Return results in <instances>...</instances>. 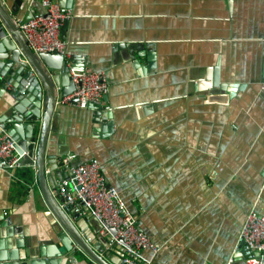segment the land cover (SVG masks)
<instances>
[{
	"label": "crops",
	"instance_id": "crops-1",
	"mask_svg": "<svg viewBox=\"0 0 264 264\" xmlns=\"http://www.w3.org/2000/svg\"><path fill=\"white\" fill-rule=\"evenodd\" d=\"M59 1L73 11L61 29L71 62L104 71L109 91L100 108L58 105L47 172L66 177L69 152L76 163L98 159L161 248L144 251L149 264H248L242 227L251 209L264 212V0ZM21 2L28 20L31 0ZM11 89L0 85V119ZM37 178L32 166H0V264H88L67 249ZM77 223L121 263L96 217Z\"/></svg>",
	"mask_w": 264,
	"mask_h": 264
},
{
	"label": "built area",
	"instance_id": "built-area-1",
	"mask_svg": "<svg viewBox=\"0 0 264 264\" xmlns=\"http://www.w3.org/2000/svg\"><path fill=\"white\" fill-rule=\"evenodd\" d=\"M39 1L46 13H34L33 2ZM33 15L18 22L28 45L36 52H61L69 62V74L74 83L71 94L58 100L60 104H73L81 108L88 103H100L109 91V82L104 71L88 66L72 64L61 37L62 26L73 17L71 8L59 0H31ZM36 14V15H34ZM0 73V85L3 84ZM5 86H12L10 82ZM77 98V102L73 100ZM22 154L16 150V140L0 128V163L5 170L22 167ZM72 152L61 156L67 174L57 185L56 194L62 198L61 208L79 216L91 214L101 223V234L110 238L111 246H119L123 255L120 264H149L144 251L151 249L156 254L161 248L154 244L138 225L137 216L131 211L120 191L107 182L98 159L75 162ZM114 229V232L112 231ZM240 244L251 250L248 264H264V212L255 208L248 212L240 234ZM75 262L76 258H71Z\"/></svg>",
	"mask_w": 264,
	"mask_h": 264
},
{
	"label": "water",
	"instance_id": "water-1",
	"mask_svg": "<svg viewBox=\"0 0 264 264\" xmlns=\"http://www.w3.org/2000/svg\"><path fill=\"white\" fill-rule=\"evenodd\" d=\"M21 7V0H0V73L6 76V79L3 78V85L10 82L13 86L10 91L13 96H10V112L0 119V127L16 140V150L23 155L22 165L35 169L38 176L37 187L62 227L60 235L67 249L77 257L87 258L88 264H110L101 251L90 245L87 237L81 233L77 223L79 215L64 211L60 206L62 198L55 195L59 199L57 201L51 193V188L55 192L57 190L56 177H63L57 170L49 173L46 168L50 123L60 104L58 100L73 92L74 83L69 76V62L63 53H36L28 45L18 26ZM7 67L10 71L5 72ZM75 102L77 98L73 100ZM99 106V103H88V107L100 108ZM96 113L100 114L101 111L98 109ZM24 119L31 128L27 129L25 138L20 132ZM105 127L107 131H113L114 122L107 121L103 125ZM49 183L54 186L50 187ZM239 250H244L243 254H248V257L252 253L243 244Z\"/></svg>",
	"mask_w": 264,
	"mask_h": 264
}]
</instances>
